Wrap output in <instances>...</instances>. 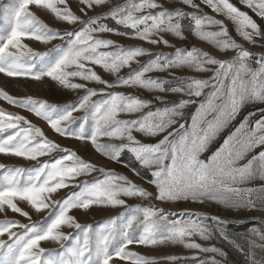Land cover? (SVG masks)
Here are the masks:
<instances>
[{"label": "snow or ice", "instance_id": "6c2138e0", "mask_svg": "<svg viewBox=\"0 0 264 264\" xmlns=\"http://www.w3.org/2000/svg\"><path fill=\"white\" fill-rule=\"evenodd\" d=\"M92 8L104 5L107 0H81ZM191 8L198 9L200 5L195 0H180ZM204 4L217 13H224L236 25L237 33L245 40L254 42V35L260 34V28L247 13L240 11L229 0H203ZM248 6L258 10L264 16V0H247ZM58 4L65 5L63 8ZM30 5L48 9L56 18L70 24L80 22L79 30L65 31L49 27L34 12ZM152 9H160L153 13ZM111 16L120 25L131 29L136 38L152 44L169 41L161 36L167 32L183 39L181 21L190 17L194 22L190 28L193 33L221 51L237 49L232 59L221 60L209 52L197 49L176 48L174 53L158 52L150 58L140 70L132 72L127 78L118 80L124 85H135L148 90L172 91L200 96L203 89L211 85L212 91L206 98V103L200 105L199 117L203 120L208 114L215 113L208 128L222 126L237 110L248 102L264 101V56L258 61L259 68L251 69L246 61L252 55L243 45L237 43L229 33L223 21L207 14L196 12L186 13L182 9L168 10L157 3V0H127L122 5L110 9ZM0 20L8 24L9 30L0 35V72L9 77H31L37 81L50 77L68 88H84V84L71 83L70 77H80L84 80H95L107 84L91 69H85L83 61H91L102 65L110 72L118 73L122 67L129 66L138 56L148 52L142 47L124 48L116 45V51H99L114 45L111 39H101L95 33L114 32L115 29L99 23V18L90 17L85 21L77 16L66 4V0H20L12 9H0ZM219 25V31H208V26ZM251 29V31H249ZM69 39L66 44L56 45L46 52H37L23 43L24 37L34 38L44 43L58 37ZM39 65V67H38ZM206 65H216L209 69ZM74 70H69L73 68ZM169 68H193L197 71H212L213 75L205 79L191 78L181 86L165 88L168 83L159 78H145V73L153 70ZM215 81V83H213ZM95 89H88L78 102V105H55L47 101H39L31 96L16 98L0 89V96L9 103L26 107L35 115L42 117L58 134L71 135L81 140L90 139L91 143L106 157L117 159L121 150L129 148V144L99 143V137L110 139L126 138L138 160L146 167L155 166L152 172L153 183L157 188V199L162 201H177L192 199L218 200L227 205L238 207H255L256 203L264 205V189H261L253 199L254 189L241 188L257 176L264 178V152L253 157L242 166L237 161L255 144H264V134L241 141L239 146L216 153L209 161L199 159L203 150V141L207 137H197L196 133L180 134L178 139L170 140L166 136L157 144H140L132 135L133 128L154 135L164 131L175 123V117L180 116L181 109L191 101L180 100L170 106L149 111L139 120H120V112H138L147 107L151 101L124 93H109L106 99L92 101ZM219 101V103H217ZM85 110L86 115L78 118V131L73 132L68 126L77 118L73 112ZM91 117L94 127L91 135L85 133V125ZM155 118V119H154ZM21 122L27 127H21ZM196 120L194 118L193 127ZM183 127V125H181ZM244 127V125H241ZM256 130L264 133V121L257 122ZM171 135V133L169 134ZM39 138V139H37ZM227 145V141L225 142ZM54 151L64 155L52 160L43 161L30 169L8 167L0 164V212L11 210L29 217V213L18 206L17 201L26 202L36 212L55 208L45 221L23 224L14 219L0 220V264H110L113 257L122 260L135 257V264H149V258L126 251L128 245L135 243L155 245L165 241L184 243L186 247L199 249L202 252L220 253L215 247H202L191 238L198 235L202 239L211 238V229L202 223V218L169 220L167 213L153 206H136L126 214L113 217L95 229L92 225H82L69 214L70 210L89 209L92 205H124L121 195L133 197H148L146 189L128 180L127 177L97 169L91 162L85 161L75 152L63 149L55 141L49 140L43 131L32 125L25 117L15 113H6L0 109V153L12 154L37 160L38 157ZM66 161L70 163H65ZM104 171V179L81 181L74 185L78 191L69 192L58 201L51 200V195L59 189L68 187L66 181L86 175L91 171ZM63 226L75 227L79 234L75 237L64 233ZM19 229L20 231H17ZM7 235L8 239L2 237ZM256 235L264 240V233L256 231ZM227 240V237H224ZM74 240L61 250L59 255L49 253L48 258L41 259L45 253L40 245L42 241ZM259 247L264 248V245ZM177 259V257H169ZM199 264H206L200 260ZM211 264H219L213 257ZM252 264H255L253 260Z\"/></svg>", "mask_w": 264, "mask_h": 264}, {"label": "rangeland", "instance_id": "374dc122", "mask_svg": "<svg viewBox=\"0 0 264 264\" xmlns=\"http://www.w3.org/2000/svg\"><path fill=\"white\" fill-rule=\"evenodd\" d=\"M20 0H0V9L15 8ZM127 0H107V3L100 6H93L87 8L81 0H66L67 6L85 21L90 17L99 18V23L105 24L110 28L115 29L114 32L95 33L94 35L101 39H111L115 42L107 48H101L99 51H116V45L124 48L142 47L148 50L144 55L138 56L135 61L131 62L129 66L122 67L118 73L106 70L102 65L95 64L91 61H83L85 69H91L102 80L107 81V84L95 80H84L80 77H70L71 83L84 84V88H68L61 85L59 82L52 80L50 77H43L37 81L31 77H9L6 73L0 72V89L6 91L9 95L22 98L31 96L39 101H47L49 104L55 105H78V102L88 93V89H95L96 95L91 97L92 101H100L106 99L109 93L120 92L126 95L139 97L143 100L151 101V103L138 112H120L117 119L120 120H139L145 116L149 111L155 112L157 109H162L170 106L174 102L180 100H189L180 111L181 115L175 117V123L169 125L164 131L158 132L154 135L147 134L133 128L132 135L140 144H157L166 136L170 140L178 139L180 134L196 133L197 137H207L203 141V150L199 153V159L202 161H209L216 153L222 150H228L239 146L241 141H246L248 138H253L252 133L255 131L256 136L262 133L261 130H256L257 122L264 121V101L248 102L242 105L237 112L222 126H213L208 128V121L213 119L215 113L208 114L203 120L200 119L201 112L200 105L206 103L208 94L212 91L211 85L203 89L200 96L188 95L186 92H172V91H158L148 90L135 85H124L118 83L119 79L127 78L132 72L141 69L150 58H154L158 52H163L168 55L174 53L176 48L191 49L193 47L209 52L217 59L228 60L232 59L237 54V49L221 51L212 43L197 37L190 26L194 23L190 17L186 16L182 21L183 39L175 37L171 33H161L164 39L169 41V45L163 43L152 44L142 39L136 38L133 31L116 22L114 18L107 15L110 9L117 5L126 3ZM240 11L245 12L250 16L260 28V34L254 35V42H249L243 39L236 31V25L224 13H217L212 8L204 4L203 0H195V3L200 5L198 9L191 8L180 2V0H157L163 8L168 10L182 9L186 13L196 12L197 14H207L217 20L223 21L228 29L229 35L243 45V48L248 50L252 55L248 58L246 63L254 71L259 68L258 61L261 56H264V16H261L257 9L248 6L247 0H229ZM65 5L58 4L57 7L63 8ZM29 10L34 12L45 24L49 27L59 30L61 33L65 31L79 30L82 27L80 22L70 24L56 18L55 14L48 9L30 5ZM160 9H152L153 13ZM9 25L0 20V35H5L9 30ZM219 25L208 26V31H219ZM251 31V29H249ZM69 38L64 36L63 39L57 38L51 42L44 43L37 41L34 38L24 37L23 43L27 44L37 52H46L56 45L66 44ZM39 67V65H38ZM209 69H215L216 65H206ZM74 70L73 68L69 69ZM213 75L212 71H197L193 68H169L166 70H153L145 73V78H159L168 83L165 88L181 86V81L186 84L191 78L195 79H209ZM215 83V81H213ZM219 103V101H217ZM0 109L6 113H15L23 116L32 125L40 128L44 135L52 141H55L63 149H69L75 152L79 157L85 161L91 162L97 169H103L108 172L116 173L125 176L131 182L146 189L151 193L148 197L141 196H123L119 198L125 200L124 205H92L89 209L83 210L74 208L70 210L69 214L76 218V221L82 225H92L95 229L100 226L102 222L110 218L118 217L121 214H126L130 208L136 206H153L157 209H162L164 213L169 214L168 219H197L202 218V223L211 229V238L202 239L198 235L191 239L202 245V247H215L220 249L224 255L214 252H202L199 249H192L185 246L184 243H177L165 241L155 245L133 243L128 245L126 251L136 253L140 256L148 257L149 264H199L200 260H204L206 264H211V259L214 257L219 264H264V248L259 247L264 245V240H261L256 231L264 233V205L259 202L255 207L238 206L233 207L222 203L218 200L205 199L201 201H194L192 199H181L177 201H162L157 199V188L151 183L153 180L152 172L155 170L153 165L151 168L146 167L138 160L130 147L136 146L131 144L126 138L110 139L108 137H99V143H113L129 144V148L120 151L117 159L106 157L100 152L90 139L81 140L71 135H61L56 133L42 117L35 115L26 107H21L9 103L6 99L0 96ZM86 115L85 110H78L73 112V116L77 118L76 122L69 125L73 132L78 131L81 121L78 119ZM194 118L196 120L195 128L193 127ZM155 119V118H154ZM183 125V127H181ZM244 125V127H241ZM21 127L28 125L21 122ZM94 127V122L89 117L85 125V133L90 136ZM171 133V135H169ZM39 139V138H37ZM228 142L227 145L225 142ZM261 152H264V144H255L249 148L242 159L237 161V166H242L251 160L253 157H258ZM65 153L61 151H54L44 156L38 157L37 160H31L25 157H18L12 154L0 153V164L8 167H21L30 169L37 166L43 161L58 158ZM65 163H70L66 161ZM104 171L94 170L86 175L75 177V179L66 181L68 187L59 189L51 195V200L58 201L65 197L69 192L78 191L74 185L81 181H93L94 179H104ZM241 188L254 189L253 199L261 189H264V178L257 176L256 178L238 185ZM19 207L29 213V217H25L20 213L11 211L0 212V220L14 219L23 224L40 223L45 221L50 212H55V208L51 207L41 212H36L26 202L17 201ZM64 233L73 237L79 234L75 227L63 226L61 229ZM17 231H20L17 229ZM224 237L228 239L225 240ZM3 239L7 240L5 234ZM74 240L57 241H42L41 247L45 249L41 259H46L49 253L59 255L62 247L70 246ZM169 257H177V259H169ZM135 257L122 260L119 257H113L110 264H135Z\"/></svg>", "mask_w": 264, "mask_h": 264}]
</instances>
